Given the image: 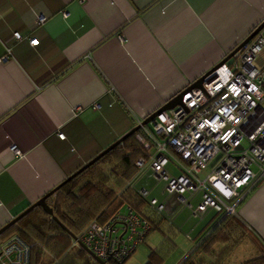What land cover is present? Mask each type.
Segmentation results:
<instances>
[{
	"label": "crops",
	"instance_id": "1",
	"mask_svg": "<svg viewBox=\"0 0 264 264\" xmlns=\"http://www.w3.org/2000/svg\"><path fill=\"white\" fill-rule=\"evenodd\" d=\"M263 20L264 0H0V228L219 64ZM256 62L264 64V48ZM142 187L164 203L165 225L150 234L162 236L152 249L174 239L170 259L191 253L220 216L194 215L180 194L179 207L166 206ZM236 217L248 234L246 258L264 249V179ZM235 251L224 264H236Z\"/></svg>",
	"mask_w": 264,
	"mask_h": 264
},
{
	"label": "built area",
	"instance_id": "2",
	"mask_svg": "<svg viewBox=\"0 0 264 264\" xmlns=\"http://www.w3.org/2000/svg\"><path fill=\"white\" fill-rule=\"evenodd\" d=\"M45 20L39 16L38 23ZM14 38L25 36L15 32ZM29 41L39 43L36 37ZM263 48L264 27L227 61L205 73L201 86L183 89L182 104L163 110L148 126H141L136 139L146 154L136 160L138 172L128 185L133 186L136 177L151 169L157 179L167 181L168 192L181 195L183 205L194 215L208 209L222 217L237 214L241 202L264 179V64L256 63ZM10 54L8 47L6 56ZM11 150L20 154L16 145ZM171 162L177 172L168 168ZM204 170L206 174L200 176ZM137 192L158 212L163 211L164 203L149 198L148 189ZM198 193L201 201L193 207L191 201ZM152 229L147 218L125 205L105 220L92 219L73 241L78 246L81 241L107 263L123 264ZM29 257L30 246L18 234L0 242V264H28Z\"/></svg>",
	"mask_w": 264,
	"mask_h": 264
},
{
	"label": "trees",
	"instance_id": "3",
	"mask_svg": "<svg viewBox=\"0 0 264 264\" xmlns=\"http://www.w3.org/2000/svg\"><path fill=\"white\" fill-rule=\"evenodd\" d=\"M138 132L141 129L65 182L47 198L54 215L74 234L78 235L92 219L98 217L105 220L125 204L147 218L152 224V230L160 228V224L165 225L159 212L132 185H128L138 172L136 160L146 154L142 144L136 139ZM14 234L21 236L30 246L28 264H99L86 250L75 245L62 225L40 206H36L2 232L0 242ZM247 240V230L236 214L219 216L211 231L191 253L179 254L170 259L177 247L172 237L165 236L161 245L151 249L144 264H224L225 253L245 246ZM200 253L210 255L211 261L198 257ZM108 263L118 264L114 261ZM242 264H264V249H256Z\"/></svg>",
	"mask_w": 264,
	"mask_h": 264
},
{
	"label": "water",
	"instance_id": "4",
	"mask_svg": "<svg viewBox=\"0 0 264 264\" xmlns=\"http://www.w3.org/2000/svg\"><path fill=\"white\" fill-rule=\"evenodd\" d=\"M264 27V20L252 31V33L243 41L241 42L236 48H234L219 64L227 61L236 51L241 49L245 44H247L262 28ZM218 65V64H217ZM203 80V76L197 79L191 86H201ZM185 91H181L178 95H176L174 98L169 100L165 105L154 111L152 114H150L148 117L142 120L141 123L133 127L131 130H129L127 133L122 135L119 139H117L115 142H113L111 145L106 147L104 150H102L100 153H98L95 157L90 159L87 163H85L83 166H81L77 171L69 175L65 180H63L59 185H57L55 188H53L51 191H49L47 194H45L43 197L39 198L37 201L32 203L28 208H26L24 211H22L20 214L13 217L8 223H6L3 227L0 228V234L4 232L6 229H8L11 225L16 223L19 219L24 217L26 214H28L30 211H32L36 206L42 207V209L49 215L53 217L54 220H56L59 224L62 225V227L69 233V235L78 240V237L76 234L71 232L58 218L56 215H54L53 207H51L48 202L47 198L52 195L58 188H60L65 182L68 180L74 178L77 176L80 172L88 168L90 165H92L94 162H96L98 159H100L102 156H104L107 152H109L111 149H113L118 144L122 143L123 140H125L128 136L133 134L134 132L138 131L142 125L148 124L150 121H153L155 117L161 113L163 110L171 109L175 107L178 104H182V98ZM79 246L82 247L84 250L88 252V254L99 264H109L106 261L100 259L97 257L90 249H88L81 241L78 242Z\"/></svg>",
	"mask_w": 264,
	"mask_h": 264
},
{
	"label": "rangeland",
	"instance_id": "5",
	"mask_svg": "<svg viewBox=\"0 0 264 264\" xmlns=\"http://www.w3.org/2000/svg\"><path fill=\"white\" fill-rule=\"evenodd\" d=\"M176 159H177V161L182 162L178 158V156L176 157ZM168 168H170L173 173L178 171L177 165L173 162L170 163ZM206 172L207 171L204 170L202 173H200V176H204L206 174ZM167 184L168 183L166 180L157 179V177L155 176L154 172L151 169H147V170L143 171V173L140 174L138 177H136V179L133 181V187L136 190L140 189L142 186H147L149 189H151L152 195H157V196L160 195L161 196V200H164L166 206H169V204L172 206L173 205L176 206L178 204V207H179L180 199H179L178 193L168 192L167 191ZM197 196L198 195H196L195 197H197ZM198 200H199L198 198L194 199V203H197ZM165 212L166 213L168 212L167 207L164 210V213ZM182 212H184L185 214L188 213V215L191 214V211L189 208H184L182 210ZM86 226L81 230L80 233L83 232V230L86 228ZM161 240H162V236H161L160 232L159 231H153L150 234L149 238L146 240V242L140 244L138 246V248L134 251V253L129 257V259L124 264H144L148 258V255L151 252V249L154 246H156L157 244H159L161 242ZM195 249L196 248H194L193 251ZM238 249L239 250L236 249L237 251H235V255H237V256L233 257V262L236 264H239L240 261L245 259L247 256L245 254L244 248H243V250L240 248H238Z\"/></svg>",
	"mask_w": 264,
	"mask_h": 264
},
{
	"label": "clouds",
	"instance_id": "6",
	"mask_svg": "<svg viewBox=\"0 0 264 264\" xmlns=\"http://www.w3.org/2000/svg\"><path fill=\"white\" fill-rule=\"evenodd\" d=\"M257 51H259V49H257ZM226 66H225V69H222L221 71H226ZM233 91H237V89L233 88ZM218 188H220L221 191H224V189L220 186V185H217ZM225 195H228V196H231L232 193L231 192H225Z\"/></svg>",
	"mask_w": 264,
	"mask_h": 264
}]
</instances>
